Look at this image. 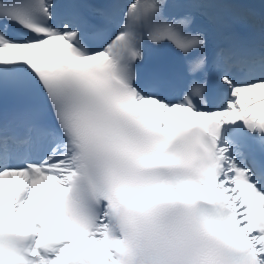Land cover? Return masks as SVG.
Listing matches in <instances>:
<instances>
[{"label":"snow or ice","instance_id":"snow-or-ice-1","mask_svg":"<svg viewBox=\"0 0 264 264\" xmlns=\"http://www.w3.org/2000/svg\"><path fill=\"white\" fill-rule=\"evenodd\" d=\"M0 264H264V0H0Z\"/></svg>","mask_w":264,"mask_h":264}]
</instances>
